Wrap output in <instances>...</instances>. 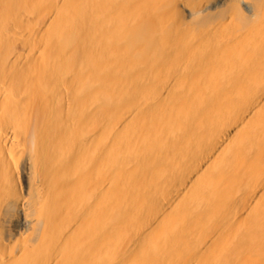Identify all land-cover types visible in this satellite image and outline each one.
Wrapping results in <instances>:
<instances>
[{"label":"bare ground","instance_id":"1","mask_svg":"<svg viewBox=\"0 0 264 264\" xmlns=\"http://www.w3.org/2000/svg\"><path fill=\"white\" fill-rule=\"evenodd\" d=\"M0 264H264V0H0Z\"/></svg>","mask_w":264,"mask_h":264},{"label":"rangeland","instance_id":"2","mask_svg":"<svg viewBox=\"0 0 264 264\" xmlns=\"http://www.w3.org/2000/svg\"><path fill=\"white\" fill-rule=\"evenodd\" d=\"M14 218H16V216Z\"/></svg>","mask_w":264,"mask_h":264}]
</instances>
